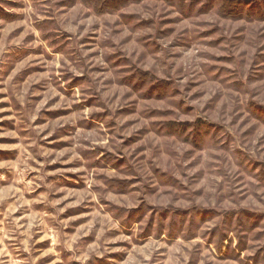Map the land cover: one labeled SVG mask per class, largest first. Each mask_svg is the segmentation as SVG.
I'll return each mask as SVG.
<instances>
[{
  "label": "clouds",
  "instance_id": "clouds-1",
  "mask_svg": "<svg viewBox=\"0 0 264 264\" xmlns=\"http://www.w3.org/2000/svg\"><path fill=\"white\" fill-rule=\"evenodd\" d=\"M0 264H264V0H0Z\"/></svg>",
  "mask_w": 264,
  "mask_h": 264
}]
</instances>
